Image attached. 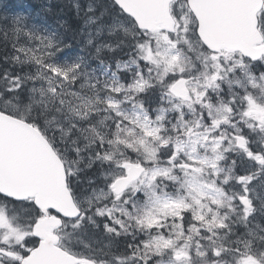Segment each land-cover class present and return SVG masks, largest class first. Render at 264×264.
<instances>
[{
	"label": "snow or ice",
	"instance_id": "1",
	"mask_svg": "<svg viewBox=\"0 0 264 264\" xmlns=\"http://www.w3.org/2000/svg\"><path fill=\"white\" fill-rule=\"evenodd\" d=\"M0 264H264V0L4 5Z\"/></svg>",
	"mask_w": 264,
	"mask_h": 264
},
{
	"label": "trees",
	"instance_id": "2",
	"mask_svg": "<svg viewBox=\"0 0 264 264\" xmlns=\"http://www.w3.org/2000/svg\"><path fill=\"white\" fill-rule=\"evenodd\" d=\"M9 1H11V0H2V3H0V8H3V6L1 4L6 5ZM26 1H28V0H26ZM13 4H15V3H13Z\"/></svg>",
	"mask_w": 264,
	"mask_h": 264
},
{
	"label": "rangeland",
	"instance_id": "3",
	"mask_svg": "<svg viewBox=\"0 0 264 264\" xmlns=\"http://www.w3.org/2000/svg\"><path fill=\"white\" fill-rule=\"evenodd\" d=\"M34 1H36V0H34Z\"/></svg>",
	"mask_w": 264,
	"mask_h": 264
}]
</instances>
